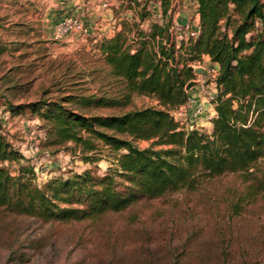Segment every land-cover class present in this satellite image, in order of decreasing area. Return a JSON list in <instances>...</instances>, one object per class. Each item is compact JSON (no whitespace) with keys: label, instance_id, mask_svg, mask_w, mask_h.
I'll return each instance as SVG.
<instances>
[{"label":"trees","instance_id":"obj_1","mask_svg":"<svg viewBox=\"0 0 264 264\" xmlns=\"http://www.w3.org/2000/svg\"><path fill=\"white\" fill-rule=\"evenodd\" d=\"M196 2L198 34L186 42L177 43L170 33L173 0H124L120 7L135 18L98 45L110 76L122 85L124 102L98 97L86 104L125 105L136 94L153 97L158 107L83 115L63 104L71 102L66 97L17 105L4 101L7 111L27 110L45 121L47 145L55 151L73 144L85 163L98 162L103 151L112 160L103 173L89 168L41 186L32 182V166L20 167L16 175L1 166L0 208L43 221H82L193 189L200 176L225 174L250 182L248 198L264 192V171L255 168L264 158V2ZM151 3L159 4L160 22L143 30ZM202 56L218 70L211 101L215 116L209 133L183 132L170 111L187 101L186 86L194 79L188 65ZM141 141L149 144L141 148ZM20 157L0 133V163Z\"/></svg>","mask_w":264,"mask_h":264},{"label":"rangeland","instance_id":"obj_2","mask_svg":"<svg viewBox=\"0 0 264 264\" xmlns=\"http://www.w3.org/2000/svg\"><path fill=\"white\" fill-rule=\"evenodd\" d=\"M173 4L174 0L172 10ZM8 31L0 29V40L6 42L0 44V133L21 157L6 165L1 162L0 167L16 175L20 167L30 165L32 182L38 186L89 168L103 173L111 166L112 155L103 151L101 160L88 164L73 144L55 151L47 145L45 121L27 110L7 111L4 101L17 105L66 97L71 102L63 104L83 115L121 114L158 107L157 101L133 94L125 105L86 104L98 97L124 102L122 85L110 76L99 43L89 50L81 48L74 56L55 58L46 54L44 44H36L30 46V53L13 60V49L24 52L29 46L9 45ZM200 68H191L193 87L203 80ZM211 83L208 77L205 84L210 89ZM191 87L186 86V91ZM203 99L200 104L207 112L211 103ZM199 130L209 133L211 124L202 123ZM148 144L137 142L141 148ZM255 168L264 171V158ZM248 184L237 174L200 176L193 189L142 199L121 211L82 221H43L0 208V264H264V192L248 198Z\"/></svg>","mask_w":264,"mask_h":264},{"label":"crops","instance_id":"obj_3","mask_svg":"<svg viewBox=\"0 0 264 264\" xmlns=\"http://www.w3.org/2000/svg\"><path fill=\"white\" fill-rule=\"evenodd\" d=\"M122 4L124 0H0V29H9V36H6L9 45L29 46L23 49L24 52L13 49L10 53L13 60L20 53H30V46L36 44H44L46 54L54 58L63 54L74 56V53L79 54L81 48L89 50L91 45L112 37L113 27L119 30L122 22L135 18L132 10L120 7ZM173 6L172 21L189 23L193 28L198 26L196 0H174ZM157 7L156 3L149 4L151 15L143 26H149L151 21L160 22ZM66 16L80 18L87 32L85 35L67 34L61 40L54 41V28ZM5 43L0 40V44ZM204 60L208 66L216 67L207 56H204ZM189 95L196 104L199 103V93L195 87L189 90ZM210 107L208 111L214 117L212 104Z\"/></svg>","mask_w":264,"mask_h":264},{"label":"built area","instance_id":"obj_4","mask_svg":"<svg viewBox=\"0 0 264 264\" xmlns=\"http://www.w3.org/2000/svg\"><path fill=\"white\" fill-rule=\"evenodd\" d=\"M115 30L116 28L113 27L112 31L115 32ZM86 32V27L84 26L80 18L76 16H66L55 26L53 31V39L61 40L67 34L85 35ZM170 33L177 43L181 41L186 42L189 38H195L197 36L198 26L196 28H193L189 23L180 24L178 22L172 21L170 26ZM203 57L204 56H202L199 60L191 62L192 64L188 65L190 68L199 66L201 67L200 75H202L203 80H197V82H195V88L199 93V103H195V99L189 95L188 91V98L185 104L175 108L172 113V117L177 123L178 129L183 132L198 130L202 123H210L211 119L213 118L212 114L209 111H204L205 109H203V106L200 103L202 102V98H205L203 100L208 101L210 104L216 96L217 88L215 86L214 79L218 73V70L217 67L206 66L202 62ZM194 64L197 65L194 66ZM208 77H210L211 82L213 81V83H211L212 89L209 88V85L205 84V82L208 80ZM3 163H5L6 165L7 161H4Z\"/></svg>","mask_w":264,"mask_h":264},{"label":"water","instance_id":"obj_5","mask_svg":"<svg viewBox=\"0 0 264 264\" xmlns=\"http://www.w3.org/2000/svg\"><path fill=\"white\" fill-rule=\"evenodd\" d=\"M196 73L200 72V71H195ZM191 86H193V82H189V84L187 85V89L190 88Z\"/></svg>","mask_w":264,"mask_h":264}]
</instances>
